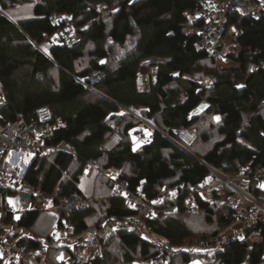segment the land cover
<instances>
[{
	"label": "trees",
	"instance_id": "1",
	"mask_svg": "<svg viewBox=\"0 0 264 264\" xmlns=\"http://www.w3.org/2000/svg\"><path fill=\"white\" fill-rule=\"evenodd\" d=\"M199 2L0 0V91L5 100L0 122H30L36 109L47 107L60 125L46 145L65 142L73 149L50 153L39 166L28 167L24 179L44 195L33 199L24 217L11 216L7 200L15 192L0 188V231L5 233V226L24 230L27 236H5L42 256L44 264H62L61 251L74 260L84 250L55 240V231L76 241L88 230L98 242L96 255L85 264H146L164 258L172 264L262 263L264 247L248 253L240 239L229 238L214 249L215 238L237 222L227 204L229 191L215 192L210 201L197 199L193 215L183 206L189 190L208 181L209 168L223 175L264 170V18L249 13L227 17L226 32L238 35L229 55L232 67H216L199 46L203 21L189 19ZM21 5L31 6L28 15L6 16ZM53 14L72 18L79 46L67 49L55 36L48 21ZM143 70L148 91L140 89ZM95 71L102 76L91 90L86 84ZM201 102H207V109L194 114ZM146 130L152 139L135 150L133 136ZM177 130L194 132L195 146L183 149L166 137ZM114 132L123 142L102 155L101 146ZM88 161H95L102 174L87 175ZM108 173L147 200L165 187L173 190L159 206L178 205L177 213L144 220L157 243L127 229L137 213L122 197H112L115 181ZM249 194L260 196L254 181ZM74 195L85 198L87 206L58 218L47 212ZM251 228L264 236V221Z\"/></svg>",
	"mask_w": 264,
	"mask_h": 264
},
{
	"label": "built area",
	"instance_id": "2",
	"mask_svg": "<svg viewBox=\"0 0 264 264\" xmlns=\"http://www.w3.org/2000/svg\"><path fill=\"white\" fill-rule=\"evenodd\" d=\"M233 13H249L254 19L264 18V0H200L198 9L192 13L195 19L202 20L204 23L203 27L197 32L199 46L216 63L231 64L229 55L233 51L234 42L238 35L233 33L229 43L226 42L225 36L227 34L226 19ZM48 21L55 29V36L62 41L67 49H74L81 44V38L75 33L74 22L70 16L53 14L49 16ZM189 35H192V32H189ZM101 76L100 71L93 72L86 87L92 90L95 85L99 84ZM140 76V89L148 91L149 82L146 70L141 71ZM4 102V95L0 91V108L4 105ZM59 125L60 123L54 122L52 113L47 107L36 109L33 120L30 122L22 118L6 125L0 122V188L15 192V196L7 200L9 213L14 218L24 217L31 209L33 199L36 196L44 195L41 190L34 189L24 179L28 167L32 163L39 166L50 153L58 151L73 153L72 147L65 142L56 147L46 145V138ZM151 128L156 130L154 127ZM261 136L264 138V133H261ZM166 137L183 149L192 148L196 144V135L189 130H177L174 132L173 137ZM151 139L152 134L146 130L140 133L136 143L147 142ZM122 142V136L118 132L112 133L101 146L102 155L114 151ZM26 157L30 158L27 166L24 165ZM85 170L94 172L97 175L102 174L98 170L95 161H88ZM209 171L211 175L208 181L204 185L192 187L183 199L186 213L193 215L198 212L197 199L210 201L213 199L215 192L220 193L222 189H226L230 193L227 204L237 216L236 223L250 220L253 215L264 216V170L249 173V170L243 169L235 175H223L214 169H209ZM107 177L113 181L116 179L113 174H107ZM251 181H254L260 190V196L257 199L249 194V183ZM172 194L173 190L165 187L154 199L147 200L140 193L129 190L127 184L120 181L114 182L112 191V197H122L125 205L137 213V217L130 221L127 229L144 234L152 243H157L158 239L153 236L152 229L144 220H153L162 215L177 213L178 205L170 208L159 206ZM11 202H15L16 207ZM87 204L88 201L85 198L74 195L67 199H61L57 204L49 207L48 210L61 215H72L85 208ZM1 214L0 211V216ZM223 239L222 236L215 238L213 242L215 250L220 248ZM241 240L246 244L248 253L264 247V236L260 230L250 228L244 232ZM97 242L98 240L92 230H88L78 238L71 248L80 247L84 250L75 256L72 260L73 264H85L88 259L93 258L96 255L93 249ZM0 258L5 263L14 262L15 264H33L36 260L30 253L28 246L18 245L17 241L8 239L5 233L1 231ZM146 264L172 263L168 258H164L159 262ZM261 264H264V257Z\"/></svg>",
	"mask_w": 264,
	"mask_h": 264
},
{
	"label": "rangeland",
	"instance_id": "3",
	"mask_svg": "<svg viewBox=\"0 0 264 264\" xmlns=\"http://www.w3.org/2000/svg\"><path fill=\"white\" fill-rule=\"evenodd\" d=\"M31 10V6L30 5H21V6H17L15 8H13V10L10 11V13L8 12V14H6V16L8 18H15L13 16H21V15H28V13H30ZM189 19L193 22L195 20V16L192 14H189ZM234 32L233 31H228L226 36H225V40L227 43L231 42V38H232V34ZM216 67H222V68H227V67H232L231 64H223V63H216ZM207 102H201L197 108L195 109V111L193 112L194 114H200L201 112H204L207 109ZM135 138V136H133V139ZM142 143H138L136 145H134V149L136 150ZM30 158L26 157L24 159V165L27 166L29 164ZM11 204L13 206L16 207V203L15 202H11ZM264 220V216H257V215H253L250 220H245L242 223H235L233 226H231L229 229H227L224 233L220 234L219 236L224 237L222 243H224L225 241H227V239L229 238H233V239H242L243 238V234L244 232H246L247 230H249L252 226L261 223ZM4 231L6 233H17L19 235H25L26 232L22 229L19 228H15V227H4ZM55 233V232H54ZM57 233V232H56ZM63 238L60 234L58 235V239ZM61 242H65V240H61ZM211 246V245H210ZM205 247V245L203 246V248ZM201 250V249H200ZM204 251V250H201ZM207 251H212L211 249H208ZM59 260L61 261H65L68 259V253L65 251H61L59 253L58 256ZM35 262L37 264L38 260L36 259ZM44 264V263H43ZM139 264V263H136ZM195 264H200V262H196Z\"/></svg>",
	"mask_w": 264,
	"mask_h": 264
},
{
	"label": "crops",
	"instance_id": "4",
	"mask_svg": "<svg viewBox=\"0 0 264 264\" xmlns=\"http://www.w3.org/2000/svg\"><path fill=\"white\" fill-rule=\"evenodd\" d=\"M133 142H134V145H136L137 143V138L135 137L134 139H133ZM86 172V174L88 175V174H90V173H92V172H89V171H85ZM108 174H110L111 175V173H108ZM31 210V209H30ZM47 212L49 213V214H51V215H53V216H55V217H59L61 214H59V213H55V212H52V211H49L48 209H47ZM5 227H7V226H5ZM5 232V231H4ZM57 232V233H56ZM6 233V232H5ZM8 234H10V233H8ZM14 234H17V233H13V234H10V235H14ZM61 235L63 238H60V239H58V235ZM28 235V233H26L25 235H20V236H27ZM53 237H54V239L55 240H59V241H61V240H65V235L62 233V232H59V231H55V233H53ZM75 241H70V240H65V242H62V244L63 245H65V246H69V247H72V244L74 243ZM34 258L35 259H37L38 260V263H40V264H43V262H42V256H38V257H36V256H34ZM62 264H73V262H72V259L69 257V255H68V259L67 260H65V261H60ZM0 264H15L14 262L13 263H5L1 258H0Z\"/></svg>",
	"mask_w": 264,
	"mask_h": 264
},
{
	"label": "snow or ice",
	"instance_id": "5",
	"mask_svg": "<svg viewBox=\"0 0 264 264\" xmlns=\"http://www.w3.org/2000/svg\"><path fill=\"white\" fill-rule=\"evenodd\" d=\"M217 119H219V118L217 117Z\"/></svg>",
	"mask_w": 264,
	"mask_h": 264
},
{
	"label": "water",
	"instance_id": "6",
	"mask_svg": "<svg viewBox=\"0 0 264 264\" xmlns=\"http://www.w3.org/2000/svg\"><path fill=\"white\" fill-rule=\"evenodd\" d=\"M209 169H211V168H209Z\"/></svg>",
	"mask_w": 264,
	"mask_h": 264
}]
</instances>
